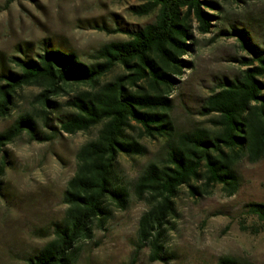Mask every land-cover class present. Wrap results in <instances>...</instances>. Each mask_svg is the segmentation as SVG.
Masks as SVG:
<instances>
[{"label": "trees", "instance_id": "trees-1", "mask_svg": "<svg viewBox=\"0 0 264 264\" xmlns=\"http://www.w3.org/2000/svg\"><path fill=\"white\" fill-rule=\"evenodd\" d=\"M215 7L213 0H143L131 10L149 17L147 22L117 21L114 29L98 27L127 38L100 46L91 53L92 62L44 41L35 56H12V67L0 66V118L11 116L18 107L23 88H40L31 108L0 132V152L24 134L47 143L62 133L98 129L76 153V171L63 194V218L53 224L52 238L26 264H73L78 244L93 236L96 224L110 218V205L127 209L132 193L148 204L139 220V249L150 246L152 261L167 262L165 236L180 189L188 187L197 196L221 185L232 196L240 186L236 164L244 157L252 163L264 158V48L250 43L243 29L222 31L236 36L250 55L241 58L245 69L239 76L224 80L205 100L199 114L210 117V127L178 132L171 116L176 78L190 65L183 56L195 45L193 25L201 34L211 33L216 16L208 10ZM117 67L123 73L104 81ZM73 86L85 89L72 93ZM60 97L68 98L60 103ZM132 123L139 126L141 137L163 141V157L149 161L129 186L118 172L120 155L146 154V147L128 133L135 128ZM6 170L2 156L0 195ZM245 207L264 225V203ZM218 264L242 263L223 256Z\"/></svg>", "mask_w": 264, "mask_h": 264}, {"label": "rangeland", "instance_id": "rangeland-1", "mask_svg": "<svg viewBox=\"0 0 264 264\" xmlns=\"http://www.w3.org/2000/svg\"><path fill=\"white\" fill-rule=\"evenodd\" d=\"M213 1L215 9L208 10L216 16L212 32L201 34L194 23L195 45L183 56L190 65L176 78L170 96L178 132L210 127V117L199 114L205 100L224 80L237 78L245 69L240 60L249 52L236 36L222 31L243 29L250 43L264 48V0ZM6 2L0 0V66L12 67V56H35L44 41L92 62L90 55L100 46L127 38L98 27L114 29L117 21L142 24L149 20L131 10L143 0H17L9 6ZM121 73L123 69L117 67L103 80ZM81 89L85 87L73 86L71 92ZM39 91L34 86L20 91L18 107L11 116L0 118V132L31 108ZM132 124L135 128L128 133L146 147V154L120 155L118 172L129 186L149 161L163 157V141L141 137L139 126ZM97 132L94 128L76 135L62 133L47 143L32 141L24 134L0 152V161L2 156L7 159L0 195V264H26L52 238L53 224L65 214L63 194L76 171V153ZM235 170L240 186L232 196L221 185L197 196L188 187L180 189L176 214L165 236L167 262L152 261L150 246L139 249V220L148 204L132 193L127 209L110 205V218L103 225L96 224L93 236L78 244L73 264H218L223 256L235 257L242 264H264V225L245 207L251 202L264 203V158L252 163L244 157Z\"/></svg>", "mask_w": 264, "mask_h": 264}]
</instances>
